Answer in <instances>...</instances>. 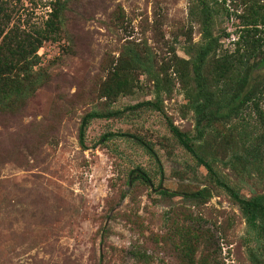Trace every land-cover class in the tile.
<instances>
[{
    "label": "rangeland",
    "instance_id": "1",
    "mask_svg": "<svg viewBox=\"0 0 264 264\" xmlns=\"http://www.w3.org/2000/svg\"><path fill=\"white\" fill-rule=\"evenodd\" d=\"M13 1V20L25 31L43 27L53 2ZM59 1L56 30L35 52L32 44L15 50V67L0 76L11 88L0 95V264H250L255 244L237 205L167 126L195 133L186 93L202 43L198 0ZM206 1L216 40L202 67L210 81L264 0ZM249 77L264 112V66ZM141 101L157 108L125 109ZM89 111L119 112L89 119L81 147L77 130ZM263 119L245 107L193 139L241 196L264 192V144L258 171L243 166L246 141L257 143ZM201 187L205 199L181 195Z\"/></svg>",
    "mask_w": 264,
    "mask_h": 264
},
{
    "label": "trees",
    "instance_id": "2",
    "mask_svg": "<svg viewBox=\"0 0 264 264\" xmlns=\"http://www.w3.org/2000/svg\"><path fill=\"white\" fill-rule=\"evenodd\" d=\"M12 1L13 0H0V76L4 71L10 72V70L15 67V61L19 60L18 58H14L15 50H23L24 45L32 44V52H35L42 40L47 38L49 33L56 30L57 25L54 24L53 18L57 17V13L61 8L60 1L53 0L48 18L42 23L43 27L25 31L19 28L20 26L13 20L14 13H12ZM198 2L202 15V43L195 53L191 67L194 91L193 93H186L188 107L193 112L195 133L193 137H189L178 130L169 121L167 122V126L176 142L191 154L196 163L205 169L212 182L220 187L237 205L246 224L247 232L249 231L251 233L252 240L255 244L254 248H248L247 250V257L250 264H264V192L254 193L251 191L249 196H241L232 185L219 177L217 172L213 169L211 161L205 158L202 149L193 144V139L201 141L205 129L209 128L211 123L220 121L221 119L222 122L227 121L233 118L242 108L249 107L252 114L256 115V118H264V112L257 108L258 104L254 96L256 87L255 82L247 87L250 73L264 66V11L261 13L257 11L258 9L251 11V15H248V18L244 21L242 31L233 41L232 51L223 54L222 58L216 62L213 78L209 81L206 75L203 74L202 67L204 66L206 57L210 52L216 49V40L213 39L208 32L207 18L210 8L208 2L206 0H198ZM10 20H13L11 25H9ZM260 32L262 34H260ZM12 43L14 45H12ZM257 50H260L262 56L256 60L254 57ZM1 80H3V78H0V81ZM20 80H22V78L17 75L16 81H11V84H14V88L19 87ZM154 81L157 86V79H154ZM218 84H220L219 89L216 87L213 89V85ZM10 93V85L0 82V95L7 96ZM156 103L157 101H141L125 109H135L147 105L157 108ZM118 112L119 111L103 113L99 111H89L85 113L80 119L77 130L78 144L81 147L83 146V129L85 123L89 119L109 117ZM262 124L264 125V119L262 120ZM263 131L264 127L254 146L253 143L244 139L247 140L246 142L249 143L250 146L246 151V155L249 159H245L247 162L246 165H243L246 170L245 173L249 175L253 171H258L259 148L264 144ZM110 135L111 133L106 134V136ZM132 138L140 144L147 153L153 155V151L146 143L136 137ZM255 139H257V137H255ZM135 172L136 179L150 185V180L144 171L135 169ZM157 193L169 197L177 194L176 191H170L163 187L158 188ZM181 195L191 199L201 200L208 197V192L205 187H201L192 192L182 193Z\"/></svg>",
    "mask_w": 264,
    "mask_h": 264
},
{
    "label": "water",
    "instance_id": "3",
    "mask_svg": "<svg viewBox=\"0 0 264 264\" xmlns=\"http://www.w3.org/2000/svg\"><path fill=\"white\" fill-rule=\"evenodd\" d=\"M128 184H129V182H128Z\"/></svg>",
    "mask_w": 264,
    "mask_h": 264
}]
</instances>
